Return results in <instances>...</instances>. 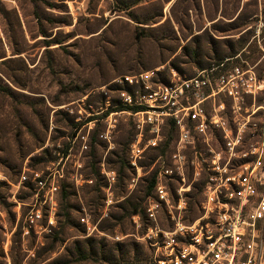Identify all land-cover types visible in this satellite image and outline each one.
I'll list each match as a JSON object with an SVG mask.
<instances>
[{
	"label": "rangeland",
	"instance_id": "1",
	"mask_svg": "<svg viewBox=\"0 0 264 264\" xmlns=\"http://www.w3.org/2000/svg\"><path fill=\"white\" fill-rule=\"evenodd\" d=\"M225 60L260 80L239 113L264 126V0H0V264L4 255L9 264H148L139 239L150 226L143 209L156 199L147 184L158 158L170 164L175 133L135 128L118 105L117 91L128 92L118 80L187 78ZM33 173L53 174V227L23 236ZM182 173L183 182L163 183L173 216L174 191L184 190L178 220L189 225L206 175L202 165ZM166 214L159 206V229L170 227ZM261 243L264 264V224Z\"/></svg>",
	"mask_w": 264,
	"mask_h": 264
},
{
	"label": "built area",
	"instance_id": "2",
	"mask_svg": "<svg viewBox=\"0 0 264 264\" xmlns=\"http://www.w3.org/2000/svg\"><path fill=\"white\" fill-rule=\"evenodd\" d=\"M226 62L198 70L187 78L170 71L162 82L151 81L148 73L118 80L128 89L117 91L118 105L128 108L135 128H145L157 136L159 129L169 124L175 133L170 164L156 160V201L144 208L150 226L139 240L149 251L150 264H263L264 126H247L249 116L241 117L239 113V105L259 93L262 84L250 69ZM155 75L158 77V72ZM214 137L218 151L214 150L216 141H211ZM80 140L83 146L84 137ZM236 148L245 149L239 155L244 163L232 167ZM133 149L131 145L128 164L132 168ZM199 165L206 175L199 204L201 214L184 225L178 220L182 208L179 197L184 190L174 191L177 214L173 216L163 181L183 182V167L195 171ZM111 174H105L107 179L112 180ZM30 179L36 191L23 218V236L30 232L46 234L53 227V195L57 189L53 174L33 173ZM159 206L167 213L169 229H159L156 224ZM79 221L85 223L83 218ZM2 264H9L5 255Z\"/></svg>",
	"mask_w": 264,
	"mask_h": 264
},
{
	"label": "trees",
	"instance_id": "3",
	"mask_svg": "<svg viewBox=\"0 0 264 264\" xmlns=\"http://www.w3.org/2000/svg\"><path fill=\"white\" fill-rule=\"evenodd\" d=\"M160 78V77H159ZM161 80L163 79V78H160ZM127 89V88H126ZM121 108L120 109H124V110H127L128 108H125V107H123V106H120ZM167 125H169V124H167ZM172 128V127H171ZM154 183H155V174H154V176L153 177H151V179L149 180V182H148V184H147V190H151L152 191V193H153V186H154ZM154 196V195H153ZM143 215H144V209H143ZM144 217H145V215H144ZM149 253V252H148ZM148 264H150V258H149V263Z\"/></svg>",
	"mask_w": 264,
	"mask_h": 264
}]
</instances>
